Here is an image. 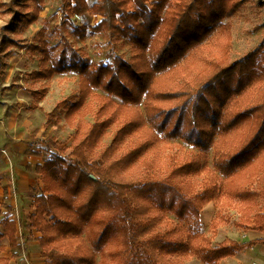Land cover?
I'll list each match as a JSON object with an SVG mask.
<instances>
[{
  "label": "trees",
  "instance_id": "obj_1",
  "mask_svg": "<svg viewBox=\"0 0 264 264\" xmlns=\"http://www.w3.org/2000/svg\"><path fill=\"white\" fill-rule=\"evenodd\" d=\"M147 1L99 0L92 6L102 17L96 28L129 36L133 54L128 61L114 57L110 64L89 69L81 61L71 59L65 65L62 59L49 68L53 72L76 70L81 75L79 94L86 95L92 85L101 86L122 102L109 99L103 103L99 111L108 106V116L80 135L71 151L73 162L55 156L35 167L43 191L33 198L35 211L26 218L27 227L40 232L38 241L44 264H96L95 252L100 254L97 264H182L175 254L186 252L203 263L217 264L234 251L264 243L263 237L211 246L210 239L198 231L185 234L176 226L155 231L167 212L178 219L195 217L194 223L199 225L198 213L214 197L215 184L207 181L199 192H192L175 177L202 170L207 161L204 151L212 146L214 167L223 177V193L238 200L243 224L248 229L264 233V203L255 204L258 191L244 182L261 169L258 156L264 151V101L234 116L225 113L223 123L216 120L220 112L210 110L211 107L218 102L222 106L230 95L239 92V88L233 89L220 97L215 89L223 83L221 76L238 69L239 73L248 74L249 79L257 65L256 50L241 62L225 65L228 43L223 47L218 40L215 45L220 47L222 56L211 70L194 76L198 91L193 98L188 99L187 87L177 89L171 83L178 74L175 69L172 71L178 59L173 50L196 48L215 28L219 32L228 29L221 19L245 0H154L150 8ZM84 5L83 0H73L69 16L81 14ZM144 52H148L145 58ZM163 71L167 76L160 77ZM103 74L109 77L106 83H102ZM173 99H178L174 106L164 104ZM141 101L145 117L130 107ZM206 110H209V130L200 122L206 119L203 116ZM175 113L176 118L170 122ZM116 119L120 125L109 145L94 154L93 148L105 127ZM243 121L248 131L237 137L230 130ZM184 122L185 135L181 131ZM217 131L221 135L212 145ZM132 133H136L132 147L116 156L120 141ZM159 133L165 138L178 136L200 152L173 168L163 180L122 176L121 169L157 141ZM15 230V222L6 218L0 239L6 236L11 250L19 248ZM111 242L113 247H105ZM0 264H7V260L0 258Z\"/></svg>",
  "mask_w": 264,
  "mask_h": 264
},
{
  "label": "rangeland",
  "instance_id": "obj_2",
  "mask_svg": "<svg viewBox=\"0 0 264 264\" xmlns=\"http://www.w3.org/2000/svg\"><path fill=\"white\" fill-rule=\"evenodd\" d=\"M83 1L85 2L83 8L86 10L84 9L81 14L69 16L72 13L70 5H73V0H41L40 3L33 0H0V154L4 155L2 151L8 149L10 146L8 141H12L16 143L15 147H20L26 153L40 159L36 157L34 161L39 163L34 162L33 165L27 163L28 170L37 175L40 185L39 190H34L36 195H32L33 198L43 191V183L35 167L43 165L45 161L55 156L73 162L71 151L80 135L94 123L108 116V106L105 105L102 112L99 111L103 103L109 99L116 103L122 102L120 97L105 92L101 86L92 85L86 95L79 94L81 75L76 70L53 72L49 69L53 63L62 59L65 65L73 59L92 69L99 64H110L114 57L128 61L133 54L129 36H122L102 27L96 28L102 17L92 6L99 3V0ZM153 1L146 2L148 8ZM221 22L227 24L228 29L219 32L215 28L203 44L196 48L182 47L173 50L178 59L172 71L175 69L178 74L171 83L177 89L187 87L188 99L193 98L198 91V86L193 81L194 76L211 70L213 63L219 61L222 56L220 47L215 45V40L221 42L223 47L226 42L228 43L225 65L241 62L250 52L256 50L257 65L251 78H246L248 74L239 73L238 69H235L227 76H221L220 83H223L216 86L215 92L220 97H224L230 90L239 88V92L235 91L230 95L225 104L221 106V102H218L210 109L220 112L216 120L223 123L225 113L234 116L235 113L243 112L264 101V0H245L236 10L222 18ZM147 53L144 52V58L148 56ZM83 74L84 72L82 76ZM103 75L102 83H106L109 77ZM164 75L165 71L160 77ZM177 101L178 99H173L164 104L171 107ZM110 103L115 105L111 101ZM130 107L137 109L145 117L142 101ZM208 111L203 114L206 119L200 122L209 130L211 126L207 122ZM175 118L176 113L170 122ZM119 125V119H116L105 127L93 148L94 154L102 152L109 145ZM186 125L184 122L181 129L184 135L187 132ZM236 126L230 132H235L237 137L248 131L244 121ZM220 135L219 131L215 133L212 145ZM158 137L157 141L140 154V157L121 169L122 176L135 180H163L173 168L200 152L198 148L178 136L165 138L159 133ZM135 138L136 133L125 136L114 152L116 156L129 150ZM215 144L217 145V142ZM236 144L237 140L233 146ZM204 152L207 159L205 169L175 177L176 181L188 186L192 192H199L207 181L215 184L214 197L198 213L199 225L194 223L195 217L178 219L167 212L165 220L155 227V231L160 232L176 226L185 234H190L191 231L201 232L210 239L211 246L223 242L229 244L232 241L239 244L241 239L247 236L243 232L249 230L245 223L243 224V213L239 210L238 200L223 193V177L213 164L215 158L213 147ZM258 159L262 161L259 173L253 172L251 177H244V182L251 189L258 191L255 204L262 206L264 151H260ZM5 219L0 216V231ZM37 232L40 236V232ZM20 236L16 228L15 237L19 244L16 250L9 248L6 236L0 239V258L6 259L7 264H44L38 238L40 252L36 254L33 247L25 249L24 244L18 242ZM5 246L9 248L10 257L8 254L5 256ZM107 246L113 247L112 242L105 247ZM23 250H26V253ZM238 251H234L231 256ZM95 255L97 264L100 254L95 252ZM175 255L182 264H206L188 252ZM256 262L263 264L259 259Z\"/></svg>",
  "mask_w": 264,
  "mask_h": 264
},
{
  "label": "crops",
  "instance_id": "obj_3",
  "mask_svg": "<svg viewBox=\"0 0 264 264\" xmlns=\"http://www.w3.org/2000/svg\"><path fill=\"white\" fill-rule=\"evenodd\" d=\"M8 142L10 146L3 151L4 155L0 154V216L12 219L15 222L17 234H21L18 242L24 244L25 249L33 247L35 253L39 254L40 249L37 245L39 233L35 229L27 227L28 220L26 218L35 211L32 195H36L34 190L40 189L37 175L32 170H28L27 165L29 164L27 163L33 165L34 160L38 157L26 153L20 147H15L16 143ZM35 163H39V161ZM243 234L247 236L242 238L239 243L264 237L263 232L251 229L246 230ZM8 249L5 246L4 253L5 256L8 254L10 257ZM23 252L26 253V250ZM29 256H31L30 253ZM257 259L264 264V243L244 247L235 255L219 260L217 264H258Z\"/></svg>",
  "mask_w": 264,
  "mask_h": 264
},
{
  "label": "water",
  "instance_id": "obj_4",
  "mask_svg": "<svg viewBox=\"0 0 264 264\" xmlns=\"http://www.w3.org/2000/svg\"><path fill=\"white\" fill-rule=\"evenodd\" d=\"M92 178H94L93 176H91Z\"/></svg>",
  "mask_w": 264,
  "mask_h": 264
},
{
  "label": "built area",
  "instance_id": "obj_5",
  "mask_svg": "<svg viewBox=\"0 0 264 264\" xmlns=\"http://www.w3.org/2000/svg\"><path fill=\"white\" fill-rule=\"evenodd\" d=\"M3 152V151H2Z\"/></svg>",
  "mask_w": 264,
  "mask_h": 264
}]
</instances>
